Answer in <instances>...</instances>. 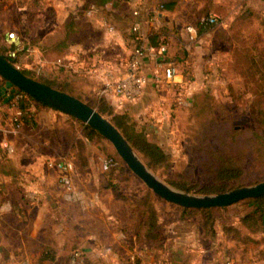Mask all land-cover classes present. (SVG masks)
<instances>
[{
  "label": "rangeland",
  "instance_id": "374dc122",
  "mask_svg": "<svg viewBox=\"0 0 264 264\" xmlns=\"http://www.w3.org/2000/svg\"><path fill=\"white\" fill-rule=\"evenodd\" d=\"M240 1L212 0L211 6L214 7L210 9V13L219 15L222 22L205 31L211 33L206 35V39L196 47L197 50L194 51L190 47L185 52L186 55H182L180 63L176 62L178 70L186 83L175 89L166 122L158 129H151L148 125L152 121L140 122L139 119L130 116L137 123L139 129L143 128L147 138L158 144L169 155V164L161 171H153L147 167L168 185L189 194L212 195L215 194L214 191L219 187L235 189L251 186L264 180V143L261 142L260 137L252 133L256 124L251 110V103L255 98L253 92L257 91L258 94L264 97V64L262 63L264 62V34L261 32V27L256 20L246 21L242 28L234 30L239 32V39L244 40V49L250 47L253 54V66L245 61L244 55L236 56L240 64L238 66L232 53L237 44L228 39L230 35H233L234 31L227 32L229 23L240 14L244 7L255 9L264 17V6L255 7L250 4L246 6V2L249 0ZM32 2H36L35 4L39 6L30 7ZM154 3L157 6L159 5L157 2ZM180 3L179 15L175 18L176 24L173 28L171 27L174 34H178L180 32L178 29L183 28L185 24L194 23L199 9L207 5L206 0H181ZM204 13L205 11L201 12V14ZM52 14V8L48 0H0V53L5 55L8 51L5 39L12 32L23 41L24 45H30L34 49V52L30 54L19 53L18 61H22L23 65L20 70L27 71L33 78L50 80L53 84L64 87L69 92L77 94L80 98L87 101L96 110L99 107L101 98L114 110L113 105L107 101L105 96L97 94L89 97L81 93L76 86L70 87L68 83H64L63 78L55 79L52 77L55 69L40 62L39 45L49 43L56 37V29L58 27H54ZM104 22L103 27L106 33L109 34L106 30V25L109 21L105 20ZM167 30L169 29L165 26L157 29V31L161 32ZM100 36L102 38V35L99 34L97 37ZM178 37H181L180 34ZM74 39L78 40L80 36ZM177 43L174 40L173 45L177 46ZM251 70L255 71L252 73ZM2 83L0 80V85ZM3 111L8 113L9 117L11 116L12 109L9 104H6ZM48 113H52L51 116ZM29 115L30 123L26 124L24 120L22 121L21 130L25 135L17 137L16 145L14 144L18 150L20 149V157L25 162H30L31 157L30 152L26 150L27 145L36 146L38 145L36 141L40 139L45 141V143L52 141L51 144H47L46 151H52L53 149L60 156L72 160L73 164H79V158L75 156L72 147L78 144L76 141L78 138L82 139L87 159L94 162L95 171L101 177L102 183L112 180L116 185L113 189L106 187L110 188L114 199H116L113 204L116 208L122 210L121 217L123 218V223L127 225L124 227L125 229L123 227L118 228L120 231L132 230L139 222V217L136 213L134 214L133 210L140 209L137 203L146 191H150L153 195V206L157 210L159 221L161 222L160 231L165 242L170 241L168 238L172 236L171 231L177 227L176 225L179 222L185 221L187 223L185 228H183L188 232L199 231L198 216L192 215L180 218L182 207L166 202L148 189L127 168L106 139H85L83 135L85 129L81 121L78 120V122L74 118L73 122L69 120V116L66 114L43 106H35ZM104 117L111 120L112 116L106 115ZM198 121H210V123L213 121L217 124L215 131L210 137L206 133L202 134V130L200 136L199 134L196 135V131L200 129ZM111 155L118 157L121 161V168H118V162L115 168L103 172L100 168L101 160ZM48 159L44 158L41 163L45 169H52L47 165ZM9 165L10 168L7 171L12 172V175H10L13 178L12 181L14 178L16 180V176L21 177L22 173L19 172L17 174L15 172L17 171L15 170L16 168L11 166L10 163ZM231 167H236L239 170L237 179H230L229 181L220 179L218 172ZM24 170H26L25 173L30 178L33 177L35 179L38 177L33 173L32 169ZM72 179L75 187L86 197L91 198L96 194H86L77 186L73 176ZM28 180L31 183L34 182L33 179L28 178ZM170 181L184 186L189 191L177 188ZM44 189L49 190L51 200L49 201L50 204L44 207L45 211L34 239V244L36 241L60 242L66 257L57 264H91L90 262H85L83 254L78 260L72 262L71 255L74 251L81 250V242L92 231L96 234L99 233L96 225L83 221V215L88 211L87 209L93 210L97 208L99 201L87 207H81L65 201L58 173L51 177V183L47 189L44 186ZM37 190L39 191L38 188ZM14 192L13 195L19 197L18 202L13 203L6 197L5 203H9V208L19 213L23 222H26L25 218L28 219L27 216H32L33 220V213L37 210L38 205L42 203L41 199L25 196L26 192L20 190L17 185L14 188ZM116 194L121 196L122 199L117 198ZM18 203L23 205L19 206ZM253 206L249 199L242 200L222 208L223 211L215 214L217 219L214 226L216 235L212 241L215 242V248L218 253H223L226 248L224 243L219 240L221 232H223V225H233L241 230L240 233H246V230L240 226L239 219L247 212L252 211ZM25 211L30 214L26 216ZM129 212L133 214L130 219L127 218ZM28 228L29 226L25 227L27 232ZM249 238L251 240L246 243L247 251H243L240 249L241 247H238L234 252L239 257L238 263L264 264V251L259 249L260 245L264 246V232L251 234ZM206 240L204 244L208 245L210 240ZM136 244L137 248L147 249L148 246L150 248L152 242L140 241L139 239ZM122 246L124 248L119 249L121 253L118 255L120 261L123 264H130V262L136 261L139 256L138 249H134V246L131 245L127 247V244H122ZM3 254L0 257V264L1 260H5V254ZM132 257L133 260L131 259ZM193 257V252H190L187 258L193 259ZM228 257L231 256L225 255L224 261ZM93 264L98 263L95 262Z\"/></svg>",
  "mask_w": 264,
  "mask_h": 264
},
{
  "label": "crops",
  "instance_id": "0c3cea01",
  "mask_svg": "<svg viewBox=\"0 0 264 264\" xmlns=\"http://www.w3.org/2000/svg\"><path fill=\"white\" fill-rule=\"evenodd\" d=\"M249 1L246 2V6H249V4L255 7L264 6V0ZM48 2L52 8L54 27L59 28L71 15L80 27L72 36V43L62 60L56 64L46 62L41 57L39 60L55 69L52 77L55 79L63 78L64 83H68L70 87L76 86L81 93L89 97L99 94V90L106 81H116L125 73L126 65L124 61L134 47L130 28L136 20V16L133 15L135 10L139 13L137 18L141 23V29L147 41L149 36L157 32L159 33L158 39L168 43L167 58L180 63L182 55H186L185 45L187 41L184 27L178 29L180 31L178 34H174L171 29L176 24L175 18L179 15L181 3L174 11L162 9L157 13V16H154L153 8L156 5L151 0H115L103 5H95L92 0H48ZM35 3L32 2L30 7L39 6ZM105 20L115 26L114 33H106L103 27ZM82 24L85 26H82ZM163 26L169 30L165 32L157 31L158 28ZM210 33L205 31L198 33L196 41L190 47L194 51L197 50L196 47ZM98 34L102 35V38L101 36L97 37ZM179 34L181 37H178ZM79 36L80 39H74ZM174 40L178 42L177 46L173 45ZM38 52L40 51L38 50ZM154 66L150 57L144 53L141 57V70L146 74H150ZM185 83L179 71V74L174 77L173 84L159 90H156L151 84H147L141 96L132 102H123L118 105L117 99L112 93L105 95V98L113 105L116 113L128 114L139 119L140 122L152 121L149 122V128L158 129L166 122L175 89ZM69 93L80 98L77 94ZM0 107L4 110L6 104L0 102ZM51 114L48 113L49 116ZM21 128L14 131L8 113L3 112L0 121V140L3 130H7L10 133L11 143L16 145V138L25 135ZM36 142L38 144L36 146L27 145L26 150L30 152V162H25L20 157V149L18 150L15 145V152L12 155H5L0 150V207L7 200L6 197L13 203L18 202L19 197L13 195L16 185L20 190L26 192L25 196H32L30 198L35 197L42 201L33 213V220L32 216H27L30 214L29 212H24L28 217V219L25 218L26 222H23L19 213L15 212L14 209L9 208L0 211V257L3 253L5 254V260H1V264H57L66 257L60 242L36 241L34 244L45 211L44 207L50 204L49 201L51 200L50 192L45 190L44 186L47 189L51 183V177L58 173L55 169H45L41 162L44 158H49L47 161H50L62 157L53 149L52 151L45 150L47 144H51L52 141L45 143V141L39 139ZM9 163L16 168L17 171L15 172L17 174L22 173L21 177L16 176V180L14 178L12 181L13 178L10 176L12 172L7 171L10 168ZM93 163L90 160L86 168L75 163L72 170V176L77 186L86 194L96 193L99 198L98 207L93 210L87 209L88 211L83 215V221L96 225L99 231L98 234L92 231L89 236L85 235L86 239L80 244L83 259L91 264L95 262L98 264H123L118 257L121 253L119 249L124 248L122 244H127V247L134 246V249H138L139 252L136 261L130 262V264H156L153 257V245H150V248L148 246L147 249L137 248L136 243L139 239L146 242L147 240L139 238L136 225L132 230L120 231L118 229L127 226L123 223L121 217L122 210L116 208L113 204L116 199H114L110 188L103 185ZM24 169H32L38 177L35 179L30 178L26 175ZM28 178L33 179L34 182L31 183ZM18 204L19 206L23 205L22 203ZM131 215L133 214L129 212L127 218L130 219ZM136 215L138 214L136 213ZM186 225L185 221L177 223V227L171 231L172 236L168 238L173 243V252L176 257L173 264H224L225 255L232 257L233 264H239V257L233 251H228V248L235 247V242L226 240L223 232H221L219 240L224 243L226 248L223 253H218L214 241L208 240V245H205L204 243L207 240L199 236V231L188 232L184 229ZM27 226H29L28 232L25 230ZM240 247L241 250L246 249L243 245ZM45 248L50 249L51 259L45 258L43 254ZM259 249L264 251V246L260 245ZM190 252L194 254L193 259L187 258ZM142 255L143 257H141Z\"/></svg>",
  "mask_w": 264,
  "mask_h": 264
},
{
  "label": "trees",
  "instance_id": "16d2710c",
  "mask_svg": "<svg viewBox=\"0 0 264 264\" xmlns=\"http://www.w3.org/2000/svg\"><path fill=\"white\" fill-rule=\"evenodd\" d=\"M115 1V0H92L95 5H103L107 2ZM153 2H157L159 5L163 6V10L165 11H174L178 5L180 4L181 0H152ZM206 4L202 9H199L197 19L195 20L194 24L198 27V33L203 31H208L209 27H204L203 25H199L198 20L201 16L207 15L210 13V9L214 6H211L212 0H206ZM205 11L204 14L201 12ZM256 20L258 21L259 26L261 27V32L264 34V17L261 16L255 9L250 7H244L241 10L240 14L233 18V20L229 23L227 27V32H233L236 28H242L246 21ZM79 25L77 24L75 18L71 15L67 18L63 25L56 29V37L53 41L49 43H42L39 45V51L41 53V58L46 62L51 63H58L62 60L67 51L69 46L72 43V36L74 33L77 32ZM159 33L155 32L151 36L148 37V44L150 46L156 47L161 42L158 39ZM239 32L234 31L233 35H230L228 38L231 42H236V47L233 49V56L235 59L236 64H239V60L236 56L244 55L245 61L249 63H253V54L251 53V48L248 47L244 49V40L239 39ZM235 46V45H234ZM3 55L6 59L7 56ZM264 64V62H262ZM248 64V63H246ZM253 66V64H252ZM24 74L30 76V74L25 71L21 70ZM255 71V70H253ZM251 70V72L253 73ZM32 77V76H30ZM33 78V77H32ZM40 82L50 85L53 88L58 90L64 91L69 93L64 87L53 84L50 80L39 79L35 78ZM0 80L3 82L0 85V102L4 104H9L17 93H23L21 90L14 88L12 85H7V82L4 78L0 76ZM255 95L254 100L251 103V110L253 115V120L255 122L254 131L252 132L257 137H260L262 140L261 142L264 143V97L258 94L257 91L253 92ZM70 94V93H69ZM72 95V94H71ZM76 97V96H75ZM79 98V97H77ZM35 106H43L48 107L32 98H30ZM80 99V98H79ZM82 100V99H80ZM85 102L84 100H82ZM89 104L88 102H85ZM90 105V104H89ZM18 107L22 111H26V101L19 100ZM50 108V107H49ZM55 110V109H54ZM97 111L103 115H111V123L122 133V135L129 141L132 145L134 150L138 153L141 157L143 162L153 171H161V169L165 168L170 161L169 155L165 153V151L156 143L150 141L147 138L146 132L142 129L137 127V123L133 121L128 114H120L115 113L113 108L108 105V103L101 98L99 100V107ZM69 116V115H67ZM30 115L26 112L22 116V121L26 122V124L30 123L31 119L29 118ZM69 120L74 122V118L69 116ZM78 121V120H77ZM79 122V121H78ZM198 127L200 128L196 131V135L205 134L210 137L213 132L215 131L216 123L212 121L201 122L198 121ZM81 124L84 126L85 132L84 137L87 140H93L94 138H101L103 137L95 131L93 128L88 126L85 123ZM138 128V129H137ZM195 134V133H194ZM193 134V136H194ZM78 144L72 147L74 150V154L77 158H79V164L81 167L86 168L89 164L87 159V155L85 154V145L82 139L76 140ZM84 152V153H83ZM114 157L118 162V168H121V161L115 155H111ZM123 170V169H122ZM222 172H218L220 174L219 178L229 181L230 179H237L239 176V170L236 167H231L230 169L225 168L222 169ZM111 182V183H110ZM170 183L176 186L179 189L189 191V189L185 188L184 186L177 185V183L170 181ZM103 185L107 187H111L112 189L116 186L113 181L104 182ZM233 189V188H231ZM231 189H227L224 187H219L214 191L215 194L227 192ZM150 191H146L140 200L138 201V206L140 209H134L133 212L138 214L139 222L136 224V230L139 238L145 239L149 242H152V249L154 252V262L156 264H173V260L176 258L173 252V243L172 241L165 242L163 239L164 237L161 234V222L159 221L157 210L153 206V197ZM117 198H121V196L116 194ZM122 199V198H121ZM250 202L253 203V210L247 212L239 219L240 226L242 229L246 230V233H240V229L233 226V225H223V234L226 240H233L235 242V247L228 248V251L235 252L237 248L241 245L245 246L247 249L246 243L249 242L251 239L249 238L251 234H258L264 232V195L257 197L255 199H249ZM138 208V207H137ZM219 211H223V209L219 208H209V209H195V208H181L180 218L189 217V216H198V228H199V236L203 239H208L212 241L216 235L215 233V223L217 221L215 214ZM249 236V237H248ZM245 249V250H246ZM243 250V251H245ZM50 249L45 248L43 250V254L45 258H50ZM237 253V252H236Z\"/></svg>",
  "mask_w": 264,
  "mask_h": 264
},
{
  "label": "built area",
  "instance_id": "2783aa9c",
  "mask_svg": "<svg viewBox=\"0 0 264 264\" xmlns=\"http://www.w3.org/2000/svg\"><path fill=\"white\" fill-rule=\"evenodd\" d=\"M163 9L162 5H156L153 8V15L157 16V13ZM133 15L136 16V20L132 23L130 32L133 35L134 47L130 52L128 58L124 61L126 65L125 73L116 81H106L103 87L99 90L100 96H105L108 93H112L116 99L118 105L123 102H132L138 99L147 84H151L156 90L162 89L168 85L174 83V77L179 74L178 66L176 62L170 58H167L168 43L161 41L158 46L153 47L148 44L145 34L141 29V23L138 20V11L135 10ZM222 22L219 15L209 13L199 18V25L204 27H214ZM106 30L109 33L115 32V26L111 23L106 25ZM184 32L186 34V50H189L190 45L196 41L198 35V27L194 23H188L184 26ZM8 45V51L5 53L7 60L10 61L17 69L23 67L22 61H18L19 53L23 52L30 54L34 52V49L30 45H24L23 41L19 39L14 33H9L5 39ZM146 54L154 63V68L150 74H146L141 70V57ZM25 100L27 109L22 111L18 107V101ZM12 113L10 118V124L14 131L19 130L22 123V116L28 112L29 114L34 109L35 105L28 95L17 93L9 103ZM3 109L0 107V121L2 119ZM9 131L3 130L0 140V150L5 155H12L15 152L14 145L9 139ZM48 167L55 169L59 174V181L63 189V199L67 202L79 205L81 207L92 206L99 201L98 195L94 194L91 198L86 197L81 191H79L72 179L73 161L64 157L53 159L47 162ZM118 165V161L108 156L101 160L100 168L103 172H107ZM9 209V203H4L0 207V211ZM81 256V251H74L71 255V261L75 262ZM133 260V257L131 258ZM224 264H233L232 257L225 259Z\"/></svg>",
  "mask_w": 264,
  "mask_h": 264
},
{
  "label": "water",
  "instance_id": "95a60500",
  "mask_svg": "<svg viewBox=\"0 0 264 264\" xmlns=\"http://www.w3.org/2000/svg\"><path fill=\"white\" fill-rule=\"evenodd\" d=\"M0 76L7 85L21 90L30 98L61 113L69 115L93 128L114 148L127 168L156 196L182 208H225L242 200L264 195V180L212 195H193L180 191L154 174L133 150L122 133L96 109L79 98L51 87L24 74L0 54Z\"/></svg>",
  "mask_w": 264,
  "mask_h": 264
}]
</instances>
